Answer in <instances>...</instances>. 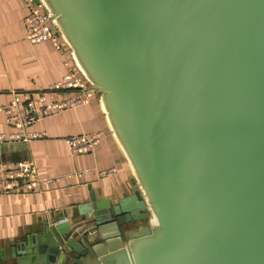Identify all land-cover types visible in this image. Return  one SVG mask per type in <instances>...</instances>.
<instances>
[{
	"label": "water",
	"instance_id": "obj_1",
	"mask_svg": "<svg viewBox=\"0 0 264 264\" xmlns=\"http://www.w3.org/2000/svg\"><path fill=\"white\" fill-rule=\"evenodd\" d=\"M132 193L44 223L0 264H264V0H36Z\"/></svg>",
	"mask_w": 264,
	"mask_h": 264
},
{
	"label": "crops",
	"instance_id": "obj_2",
	"mask_svg": "<svg viewBox=\"0 0 264 264\" xmlns=\"http://www.w3.org/2000/svg\"><path fill=\"white\" fill-rule=\"evenodd\" d=\"M26 11L22 0H0V105L11 100L13 91L45 89L65 74V63L71 61L66 47L57 49L49 41L31 44L26 40ZM29 130L45 136L27 142L0 140V162L30 160L39 176L61 179L41 192L0 194V256L52 219L62 215L69 220L78 218L82 204L112 201L132 193L131 173L95 96L89 104L37 120ZM14 131L0 111V134ZM95 132H100L101 140L90 152L73 153L65 142L66 136ZM112 168L116 174L99 175ZM82 169L88 172L72 175Z\"/></svg>",
	"mask_w": 264,
	"mask_h": 264
},
{
	"label": "built area",
	"instance_id": "obj_3",
	"mask_svg": "<svg viewBox=\"0 0 264 264\" xmlns=\"http://www.w3.org/2000/svg\"><path fill=\"white\" fill-rule=\"evenodd\" d=\"M22 1L27 10L23 19L26 40L31 44L49 41L57 49L65 47L51 26L49 14L41 10L36 0ZM65 65V74L45 89L35 92L13 91L11 100L0 105V111L6 115V121L16 129L10 134H0V140L9 138L27 142L44 137V132L29 130L34 122L90 103L92 94L95 95L94 91L89 88L71 61ZM100 140V132L65 137L70 150L77 154L90 152L99 145ZM87 172V169H82L72 175L79 177ZM116 172L117 170L112 168L100 171L99 175ZM60 179L59 176H39L34 163L30 160L0 162V194L41 192ZM68 220L69 218L64 216L57 222Z\"/></svg>",
	"mask_w": 264,
	"mask_h": 264
},
{
	"label": "bare ground",
	"instance_id": "obj_4",
	"mask_svg": "<svg viewBox=\"0 0 264 264\" xmlns=\"http://www.w3.org/2000/svg\"><path fill=\"white\" fill-rule=\"evenodd\" d=\"M41 10H42V9H41ZM92 91H93V90H92ZM90 99H91V101L94 99V96H93V94H92V96H91V98H90ZM91 101H90V102H91ZM87 104H89V103H87ZM84 105H86V104H84ZM111 138H112V136H111ZM112 139H113V138H112Z\"/></svg>",
	"mask_w": 264,
	"mask_h": 264
}]
</instances>
